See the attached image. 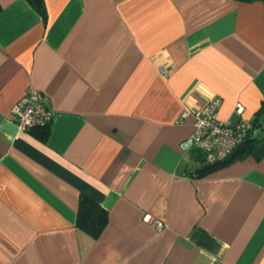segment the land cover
I'll return each mask as SVG.
<instances>
[{"label":"crops","instance_id":"0c3cea01","mask_svg":"<svg viewBox=\"0 0 264 264\" xmlns=\"http://www.w3.org/2000/svg\"><path fill=\"white\" fill-rule=\"evenodd\" d=\"M44 4L0 0V264H264V1ZM28 88L45 130L10 119ZM215 95L255 148L197 176L191 111Z\"/></svg>","mask_w":264,"mask_h":264},{"label":"built area","instance_id":"2783aa9c","mask_svg":"<svg viewBox=\"0 0 264 264\" xmlns=\"http://www.w3.org/2000/svg\"><path fill=\"white\" fill-rule=\"evenodd\" d=\"M221 105L218 95L191 111L194 116L193 130L189 136L191 146L200 151L206 164H214L224 160L240 145L253 130L252 122L240 119L237 122L221 120L217 111ZM238 111L241 106L238 105ZM189 113L184 110L181 118ZM52 111L46 105L42 93L28 88L24 95L15 101L10 108V119L20 131L45 127L49 124ZM146 222H151L158 230L164 223L144 216Z\"/></svg>","mask_w":264,"mask_h":264},{"label":"trees","instance_id":"16d2710c","mask_svg":"<svg viewBox=\"0 0 264 264\" xmlns=\"http://www.w3.org/2000/svg\"><path fill=\"white\" fill-rule=\"evenodd\" d=\"M250 1V0H243ZM264 1V0H262ZM30 4L44 17L46 18V8L44 0H28ZM253 124V123H252ZM255 124H253L254 126ZM45 127H39L38 129L45 130ZM37 129V128H36ZM238 145L224 160L216 162L214 164H206L197 170V176H203L218 167L228 164L233 159L242 158L249 153H253L255 148V138L249 137ZM107 222V211L101 207L94 199L81 194L79 197V204L77 209L76 223L79 229L87 233L91 238L96 239L102 232Z\"/></svg>","mask_w":264,"mask_h":264}]
</instances>
